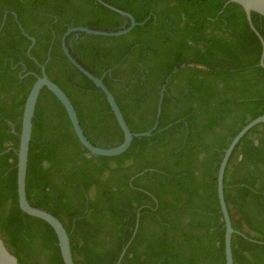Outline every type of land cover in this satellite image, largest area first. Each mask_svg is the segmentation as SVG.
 <instances>
[{
	"label": "trees",
	"instance_id": "1",
	"mask_svg": "<svg viewBox=\"0 0 264 264\" xmlns=\"http://www.w3.org/2000/svg\"><path fill=\"white\" fill-rule=\"evenodd\" d=\"M103 1L143 23L118 36L71 33L68 48L102 76L133 132L153 126L164 87L157 125L120 154L93 155L43 87L32 119L27 200L61 221L75 264H225L216 171L232 137L264 112L260 40L229 0ZM251 21L264 40V16L251 12ZM18 22L35 39L29 54ZM127 24L96 0H0V237L18 264H64L52 227L17 200L21 115L38 64L49 55L45 72L70 99L90 142L116 146L123 133L105 96L67 60L60 37L72 26ZM223 195L233 264H264V123L231 152Z\"/></svg>",
	"mask_w": 264,
	"mask_h": 264
},
{
	"label": "water",
	"instance_id": "2",
	"mask_svg": "<svg viewBox=\"0 0 264 264\" xmlns=\"http://www.w3.org/2000/svg\"><path fill=\"white\" fill-rule=\"evenodd\" d=\"M96 1H98L105 7L127 17L128 24L121 26V28L118 30H102V29L91 28L88 26H81V25L68 27L66 28V30L62 33L60 37V45H61L62 52L67 58V60L78 71H80L87 78H89L105 96L111 108V111L113 112L114 117L119 127L122 130V133H123L122 142L116 146L109 147V148H103V147L97 146L93 144L92 142H90V140L83 133V130L80 126L74 106L72 105L70 99L55 82H53L52 80L48 78L45 72V63L47 59L49 58V55H48L44 63L38 64L40 68V75H36L35 81L31 85L30 90L24 101L22 115H21V125H20V132H19L18 148L16 151V154H17L16 190H17L18 206L23 212L27 213L28 215H31V216H34V217H37V218H40L46 221L52 227L57 237V244H58L61 258L64 264H75V263L73 262L72 255H71L69 237H68V234L63 224L52 213L42 208L31 205L27 200L26 190H25L28 150H29V143H30L31 131H32V119L34 116L35 105H36V101H37L40 90L43 87H46L60 101V103L63 105L67 113L68 119L72 125L73 131L77 139L82 144V146L87 149L88 153H91L93 155L113 156V155H117L125 151L130 145L133 137L149 136L152 130L155 129L157 122H158V116L160 113V104H161V99H162L163 89H164V87H162L159 93L160 97H159V101L157 104L156 118H155V122L153 126L150 129L142 131V132L131 131L123 118V115L118 107V104L115 101L114 96L112 95L110 90L107 88V86L104 84V82L102 81V76L98 77L94 75L93 73H91L88 69H86L82 64H80L77 61V59L70 52L68 45L66 43V39L71 33H74L77 36V34L80 32H84L87 34H93V35H101V36H118V35H122V34L129 32L132 27L138 24H142L143 21L137 22L129 12L123 9H120L116 6H113L103 0H96ZM229 1L235 2L243 8L245 17L248 21L250 28L259 38L260 43H261V53H260V58H259V64L262 67H264V62H263L264 40L259 34V32L255 29L251 21V12H256L264 16V0H229ZM14 16H15V19L17 20L16 14ZM4 19H5V13L2 17L1 25L3 24ZM18 26L20 27L22 33L27 35L24 29L21 27V24L19 22H18ZM27 37L30 40V44L27 47L26 52L27 54H29V50L31 46L34 44L35 39L34 37L29 36V35H27ZM49 49H48V54H49ZM258 123H264V112L258 115L257 117L251 119L250 121H248L232 137L227 147L224 149L223 155L221 157V160L219 162V165L216 171V192H217V198L219 202L220 211L222 214V221L224 225L223 244H224L225 264H233V258H232V252H231V235L234 232V229L231 225L229 212H228L227 205H226L224 195H223L224 171H225V167L229 159V156L231 152L233 151L234 147L236 146V144L238 143V141L240 140V138L251 127H253L254 125ZM0 264H18V260L16 256L8 249V247L6 246V244L4 243L1 237H0ZM116 264H120V263L118 262Z\"/></svg>",
	"mask_w": 264,
	"mask_h": 264
},
{
	"label": "flooded vegetation",
	"instance_id": "3",
	"mask_svg": "<svg viewBox=\"0 0 264 264\" xmlns=\"http://www.w3.org/2000/svg\"><path fill=\"white\" fill-rule=\"evenodd\" d=\"M121 251H135V250H132V249H122Z\"/></svg>",
	"mask_w": 264,
	"mask_h": 264
}]
</instances>
